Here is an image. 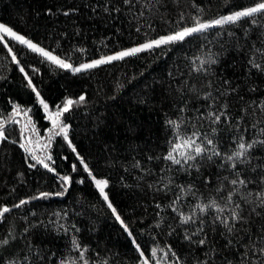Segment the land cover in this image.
I'll return each mask as SVG.
<instances>
[{
  "label": "trees",
  "instance_id": "16d2710c",
  "mask_svg": "<svg viewBox=\"0 0 264 264\" xmlns=\"http://www.w3.org/2000/svg\"><path fill=\"white\" fill-rule=\"evenodd\" d=\"M254 1L0 0V22L76 63ZM251 19L80 72L61 68L4 35L0 124L6 138L0 139V207L11 211L0 217V241L8 240L0 244V264H142L137 245L151 264H175L177 257L180 264H242L243 245L264 230V210L250 215L251 206L242 199L250 192L248 199L255 201L264 190V15L255 17L256 24ZM209 57L215 63L196 71ZM80 96L85 100L59 117L68 139L50 128L55 132L49 167L55 171H49L21 147L20 119L11 115L12 106L29 105L43 128L48 126L47 111L55 113L67 99L79 101ZM40 99L48 104L47 111ZM209 113L221 115L220 121L214 123ZM168 120L183 121L181 135L207 134L222 154L235 151L241 137L255 142L248 162L232 169L223 156L198 158V168L166 161L176 131ZM236 172L249 183L236 186L240 191L229 204L234 187L229 181L237 178ZM65 175L71 177L66 185L60 179ZM92 176L108 181L105 191L127 231ZM21 200L27 203L15 207ZM212 200L228 205L220 214L224 217L240 203L247 222L228 233L213 222L214 208L201 212L198 207ZM181 213L195 222L182 224ZM200 227L203 231L192 235ZM199 239L206 243L198 244ZM152 248L157 249L155 257Z\"/></svg>",
  "mask_w": 264,
  "mask_h": 264
},
{
  "label": "snow or ice",
  "instance_id": "6c2138e0",
  "mask_svg": "<svg viewBox=\"0 0 264 264\" xmlns=\"http://www.w3.org/2000/svg\"><path fill=\"white\" fill-rule=\"evenodd\" d=\"M127 2V0H126ZM258 15H264V0H257L256 3H254L251 6L242 8L240 10L233 11L227 15H221L218 18H213L211 20H201V19H195L192 26H182L178 27L177 30L172 31L166 35H162L157 39L150 40L146 43L140 44L137 47L129 48L127 50H122L119 52H116L112 56L102 57L101 59L93 60L90 63H85L80 65L79 67H73L72 64L66 62L65 59H62L61 57L54 55L51 51H48L42 47H40L38 44L33 43L31 40L27 39L25 36L20 35L16 33L11 27H8L2 23H0V41L4 40V35H7L11 37L12 39L18 41L20 44L26 45L32 52L39 53L43 57H45L47 60L51 61L53 64L58 65L61 68L65 69H72L74 72H80L83 69H90L94 68L100 64H104L110 61L114 60H121L124 57L135 55L136 53L142 52L146 49H152L153 47H159L161 45H169L173 43H178L184 41L187 37L195 34V33H203L211 28L215 27H223L225 25H233L236 24L245 18H252L251 23L256 24L257 20L255 19ZM181 20H183V15H181ZM8 51L11 53L12 49L9 47ZM12 60L19 64V60L17 59V56L13 53ZM206 63H215V60L209 57L208 60H201V68L196 69V71H200L203 69V66ZM250 64H252L256 68H260L259 64H254L253 61H249ZM20 72L24 73L26 79L28 80L29 86L32 87L33 91L36 93V96L39 98L40 93L36 90L35 86L32 84V80L30 77H28L27 72L25 71L24 67H20ZM85 100L84 96L79 97V101H73L72 99H67L62 108H58V110L55 113L49 114V119L52 120L53 129L59 127V132L56 133L57 135L63 134L64 139H68V128L67 125L61 126L59 117L63 112H68L70 107L77 102H83ZM40 104L44 106L45 111L48 110V104L45 103L43 99L39 100ZM14 112H19V106L14 107ZM209 116L212 118V121L219 122L221 119V115L215 114V113H209ZM168 125L171 126L173 129H175V139L169 142V150L166 153V155L163 157L166 161H170L174 165H181L185 164L188 165V167H197L198 165L195 163L198 158L203 160H212L214 157L223 156V159L229 162V166L232 169H236L237 163L245 164L248 162L247 160V153L249 149L253 147V143H245L243 137H241L237 143L236 150L233 151L230 155L222 154L218 148L216 143L213 139L209 138L207 134H203V137L201 138V134L198 131H193L191 135L185 136L181 135L179 132V129L181 127V124L183 121H173L168 120ZM34 130V129H33ZM264 131V130H262ZM49 132H52V129H49ZM213 132H215V129H213ZM6 138L5 137V129L4 125L0 124V139ZM51 139V137H49ZM199 141V142H198ZM71 143V141H69ZM21 147L25 148L26 151L31 152L32 150L29 149L26 145L22 144ZM75 151V149H73ZM32 159L37 160V162L41 165H43L44 168L49 169V171H55L54 168H50L49 164L45 162L44 159H40L36 155L32 156ZM51 156L47 157V160H51ZM80 163L83 165L85 171L89 172V175H92L91 171L88 168V165L84 162L83 158H81ZM33 167L35 165H32ZM73 170H75V165H73ZM236 179H231L229 183L233 185V191L229 192L227 196V200L229 204H232L233 202V196L237 194L240 189L236 186H246L249 181L241 178L240 173L236 172ZM60 179L64 182V184H68L71 182L70 176H61ZM93 181L95 182L96 188L99 190L101 196L103 199L108 202L107 206L113 214L116 216V219L120 221L122 225H124L125 230L127 231V225L124 224V221L121 219L120 215L117 213L116 208L112 205L111 201L109 200V197L105 191V189L108 186V181L106 179H98L95 176H92ZM63 193H55V195H62ZM42 197L48 196V193H41ZM252 193H247V196L242 197L244 199L245 203L250 205V215L252 213H255L257 216L260 215V212L257 211V208H260L264 210V190L256 193V200H250L248 197H250ZM27 203L25 200H21L19 202V205H15V207H19L20 205H24ZM254 205V206H253ZM201 212L207 211L208 208H214L217 212V216L214 218V223L218 221L220 224L224 226V228L227 230L228 233H232L235 230V225L237 223H246L247 219L244 215L245 209L242 207L240 203H234L231 208H229V216L224 217L220 214L225 211V208L228 207L226 204L224 207H221L215 200H212L209 204L199 205ZM11 209L7 206L0 207V217H3L6 213L10 212ZM190 221L193 223L194 218L192 215H183L181 213V223L182 224H188ZM203 224V221H201V225ZM203 231V228H197L196 232L192 235H196L197 233H200ZM261 235L256 237L255 239L252 238V236H249V242L247 244H244V252L241 254V262L242 264H264V230H261ZM129 235H131V232H129ZM186 239L191 240L192 236L186 234ZM257 240L259 243H257ZM200 245H204L206 243L205 239H199L196 241ZM232 241L229 240V243ZM8 240L5 239L3 241H0V244H7ZM73 245L77 248L80 247V245L76 242L75 239H73ZM137 250L140 251V255L142 257V264H151V261L148 257L145 256L144 252L139 249V245H137ZM168 252L171 253L173 257L176 256V253L169 248ZM157 255V249L152 248L151 249V256L155 257ZM84 253L81 252V259H83ZM165 256H167V253H165ZM84 264H88L87 260H84ZM156 264H161V261L157 260ZM175 264H180L179 258H176ZM204 264H207V262H204Z\"/></svg>",
  "mask_w": 264,
  "mask_h": 264
},
{
  "label": "built area",
  "instance_id": "2783aa9c",
  "mask_svg": "<svg viewBox=\"0 0 264 264\" xmlns=\"http://www.w3.org/2000/svg\"><path fill=\"white\" fill-rule=\"evenodd\" d=\"M16 106H19L20 109L18 113L21 118V139L23 144L31 149L34 155L40 159H44L50 166L52 160H47V157L50 156L51 139L55 132L53 129L51 133L49 132V129L53 127L52 120L49 119V114L51 112L47 111L44 115V118L48 121V126L39 128L32 117L29 105L14 104L12 108L14 109ZM60 124L61 126L65 125L64 123ZM57 129L59 130V127H57ZM49 137H51V139H49Z\"/></svg>",
  "mask_w": 264,
  "mask_h": 264
},
{
  "label": "rangeland",
  "instance_id": "374dc122",
  "mask_svg": "<svg viewBox=\"0 0 264 264\" xmlns=\"http://www.w3.org/2000/svg\"><path fill=\"white\" fill-rule=\"evenodd\" d=\"M256 2H257V1H254V2H252V3H250V4H247V5H244V6H240V7H236V8L230 9V10L225 11V12H222V13H218V14H216L215 16H212V17H209V18H205V19H202V20L206 21V20H211V19H213V18H218V17L221 16V15H227V14L233 12V11L240 10V9H242V8H245V7L251 6V5H253L254 3H256ZM0 23H1V22H0ZM193 23H194V22L189 23V24H186V25H183V26H192ZM2 24H3V23H2ZM181 27H182V26H181ZM175 30H177V29H175ZM175 30H172V31H175ZM14 31H15V30H14ZM172 31H169V32H166V33L160 34V35L155 36V37H150V38L144 39V40L139 41V42L131 43V44H129V45L122 46V47H120V48H118V49H115V50H112V51H109V52H106V53H102V54H100V55H98V56H94V57H91V58H87V59L81 60V61L76 62V63H70L68 60H66V59H65V60H66V62L72 64L73 67H79L80 65L85 64V63H90V62H92L93 60L101 59L102 57L112 56V55H114L116 52H119V51H122V50H127V49H129V48H133V47H137V46H139L140 44L146 43V42H148V41H150V40H153V39H157V38H159L160 36H162V35H166V34L172 32ZM15 32H16V31H15ZM16 33H18V32H16ZM18 34H19V33H18ZM20 35H21V34H20ZM26 38H27V37H26ZM27 39H29V38H27ZM29 40H31L33 43L38 44L37 42H35V41L32 40V39H29ZM38 45H39V44H38ZM39 46L42 47L41 45H39ZM42 48H44V47H42ZM44 49H46V50H48V51H51V50H49V49H47V48H44ZM51 52H52L54 55H57V56L61 57L60 55L54 53L53 51H51ZM61 58H62V57H61ZM62 59H64V58H62ZM16 119L19 120L18 117H17Z\"/></svg>",
  "mask_w": 264,
  "mask_h": 264
},
{
  "label": "water",
  "instance_id": "95a60500",
  "mask_svg": "<svg viewBox=\"0 0 264 264\" xmlns=\"http://www.w3.org/2000/svg\"><path fill=\"white\" fill-rule=\"evenodd\" d=\"M11 115H12V116H18V117H19V113H17V112H12ZM20 133H21V131H20Z\"/></svg>",
  "mask_w": 264,
  "mask_h": 264
}]
</instances>
